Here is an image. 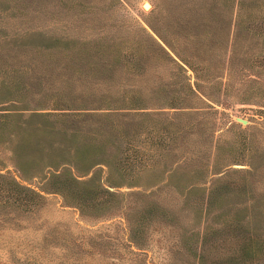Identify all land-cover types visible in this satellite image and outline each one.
Wrapping results in <instances>:
<instances>
[{"label": "rangeland", "instance_id": "1", "mask_svg": "<svg viewBox=\"0 0 264 264\" xmlns=\"http://www.w3.org/2000/svg\"><path fill=\"white\" fill-rule=\"evenodd\" d=\"M228 2L0 0V264H264V0ZM38 75L93 99H31ZM23 105L106 115L37 145ZM73 146L100 162L35 167Z\"/></svg>", "mask_w": 264, "mask_h": 264}, {"label": "trees", "instance_id": "2", "mask_svg": "<svg viewBox=\"0 0 264 264\" xmlns=\"http://www.w3.org/2000/svg\"><path fill=\"white\" fill-rule=\"evenodd\" d=\"M225 2L228 0H224ZM235 1V10H236V18L238 16V13L240 11L241 5H242V1L243 0H234ZM210 11H211V15L212 18L215 17L216 18V14L218 12V10H216L215 6H211L209 7ZM224 9H226V7H224ZM227 9H229V12H232L233 9V3L232 0H230V2H228V7ZM187 12L189 13L190 8L187 7L186 8ZM219 16V15H218ZM150 28H152L150 26ZM55 38V37H54ZM43 44V43H42ZM44 48H48L49 46H42ZM100 58V57H99ZM103 61H100L98 58H93L90 61V67L93 69V67L97 66L99 62H103V63H107L108 65L111 63L110 60H108V62H106V59L102 58ZM30 63L33 64L36 67V64L34 63L32 57H30ZM39 64H41L38 61ZM46 67V66H44ZM43 67V68H44ZM194 72V80H193V85H189V90L193 93L196 92V90H200L199 85H198V78H196L197 76L195 75V72L197 71V68L192 69ZM42 78V79H41ZM68 78H70L68 76ZM64 79V80H59V84H52V79L51 80H47L43 79V76H30L28 77V85L33 86L35 88L32 89L31 91V95L30 98L31 99H38L39 96L41 99H46V97L48 96V93H46V91L52 89V88H58V91L61 95L58 96H66V95H72L70 94V90L73 88V83H75V81L70 80V79ZM42 80L43 86L40 88V81ZM76 81H78L79 85V89L77 91H81V90H85L88 92H82L79 94H73L72 96L74 97L73 99H75L78 102H85V101H92L93 99V94L92 91H90V88H96L92 86V79L90 78H77ZM105 81V80H104ZM18 94H15L16 97L14 98H7L4 100H0V103H3L5 101H17V100H21V98H19L20 96H17ZM58 101H60V99H56ZM37 106V105H34ZM31 107V108H35V107ZM39 108H43L41 107V105H39ZM30 108V106L28 105H23L22 107H19V109L21 110H28V116H40L41 118H43V121H35V120H31L29 121L26 118H23V112L18 111V112H14V111H9L8 109H4L3 113L4 115H16L17 118L21 119L19 122H17V124H15L14 129L17 130L18 129V133H28V131H33L35 130V135L34 138L37 142H40L43 138V134H52L55 137H66V136H70L71 138H75V137H83L85 134H89L91 132H93L95 129H99L98 125H100L101 122H99L105 115L106 112L105 111H100L101 109H99L98 111H93L91 113H87L86 119L84 118H70L69 114H62V116H64L65 118L62 119V121H60L59 125H56L54 122L56 121V118L58 117V115L56 113H49V112H34L32 111V109ZM84 108V107H83ZM92 108H99V107H92ZM99 122V124H98ZM104 125V124H103ZM82 129H86L82 130ZM22 139V138H21ZM20 139V140H21ZM28 138H25V140H27ZM68 139V138H67ZM130 145V144H128ZM53 148H49L47 149L46 153V157H47V161L46 162H42V158H38L37 162L35 164V167H41L42 169H47L52 167L53 169H57L59 166H64L65 164H67V166H70V168H74L75 170H87L93 163H97L100 162L99 160H95L93 162H89L88 164V157L86 154V150L84 148H75L74 146L72 148H70L69 150H59V151H53ZM40 151H44V149H37ZM50 150V151H49ZM20 159H16V167L18 168V170H25L27 166H25V162L23 160ZM40 163V164H39ZM39 164V166H38ZM69 168V169H70ZM68 169V168H67ZM133 224L130 223V230L133 229L132 227ZM254 253L252 252L251 255H253Z\"/></svg>", "mask_w": 264, "mask_h": 264}, {"label": "water", "instance_id": "3", "mask_svg": "<svg viewBox=\"0 0 264 264\" xmlns=\"http://www.w3.org/2000/svg\"><path fill=\"white\" fill-rule=\"evenodd\" d=\"M147 3L144 4V6H148V4L146 5Z\"/></svg>", "mask_w": 264, "mask_h": 264}, {"label": "bare ground", "instance_id": "4", "mask_svg": "<svg viewBox=\"0 0 264 264\" xmlns=\"http://www.w3.org/2000/svg\"><path fill=\"white\" fill-rule=\"evenodd\" d=\"M147 5V4H146Z\"/></svg>", "mask_w": 264, "mask_h": 264}]
</instances>
